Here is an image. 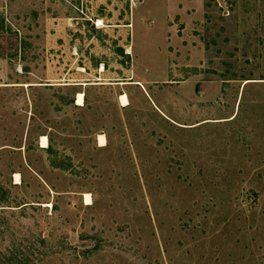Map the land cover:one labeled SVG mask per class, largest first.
Instances as JSON below:
<instances>
[{"label": "rangeland", "instance_id": "374dc122", "mask_svg": "<svg viewBox=\"0 0 264 264\" xmlns=\"http://www.w3.org/2000/svg\"><path fill=\"white\" fill-rule=\"evenodd\" d=\"M0 264H264V0H0Z\"/></svg>", "mask_w": 264, "mask_h": 264}, {"label": "crops", "instance_id": "0c3cea01", "mask_svg": "<svg viewBox=\"0 0 264 264\" xmlns=\"http://www.w3.org/2000/svg\"><path fill=\"white\" fill-rule=\"evenodd\" d=\"M181 40H182V37L180 35H178L176 33L171 35V41L172 42L176 43V42H179ZM124 94L127 95L126 93H124ZM83 96H84V94L82 92H80L79 96H78V101H77L78 104H83L81 102L83 100ZM97 135H98L97 136V141H98L99 145H102V146L106 145V140L107 139L105 138V135L103 133H98ZM48 137H49V135L46 134V133L39 134V140L38 141L41 143L40 147H41L42 151H45V150L50 148V143H49V138ZM101 137L105 138L104 141H101ZM31 168H33V167L31 166ZM18 173L19 172H15V174H16V182H20V175ZM36 173L38 174V172H36ZM18 176H19V179H18Z\"/></svg>", "mask_w": 264, "mask_h": 264}, {"label": "bare ground", "instance_id": "6f19581e", "mask_svg": "<svg viewBox=\"0 0 264 264\" xmlns=\"http://www.w3.org/2000/svg\"><path fill=\"white\" fill-rule=\"evenodd\" d=\"M122 101H123V105H128V99H127V97L126 96H122ZM104 137H101V141H104ZM18 179H19V176H18ZM86 198H87V203L89 204L90 203V196L88 195V193H87V195H86Z\"/></svg>", "mask_w": 264, "mask_h": 264}]
</instances>
